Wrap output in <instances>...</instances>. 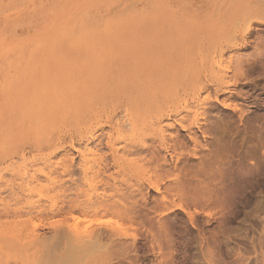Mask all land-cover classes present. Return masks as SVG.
Segmentation results:
<instances>
[{
	"label": "rangeland",
	"instance_id": "rangeland-1",
	"mask_svg": "<svg viewBox=\"0 0 264 264\" xmlns=\"http://www.w3.org/2000/svg\"><path fill=\"white\" fill-rule=\"evenodd\" d=\"M260 1L0 0V264H264ZM170 48L176 61L186 53L202 70L201 83L187 89L199 99L164 108L160 126L144 130L155 139L151 149L123 162L113 164L100 145L109 128L95 132L89 147L107 165L92 198L109 200L110 209L82 222L100 231L97 245L65 254L56 243L60 217L25 212L61 206L60 179L65 196L82 183L79 167L62 174L60 162L67 155L75 164L84 143L39 145L73 130L79 97L105 65L126 70L138 61L156 70ZM133 133L125 123L120 135ZM119 163L127 173L114 180ZM31 175L39 176L34 189L21 190Z\"/></svg>",
	"mask_w": 264,
	"mask_h": 264
},
{
	"label": "bare ground",
	"instance_id": "bare-ground-1",
	"mask_svg": "<svg viewBox=\"0 0 264 264\" xmlns=\"http://www.w3.org/2000/svg\"><path fill=\"white\" fill-rule=\"evenodd\" d=\"M259 6L264 8V1H260ZM237 12L239 13L241 11ZM245 12H247L245 16L251 13L249 11L248 14V11L244 10L243 14ZM235 16L237 18L239 17V15L237 16L233 13V17ZM170 49L171 51L168 54L167 60L157 67L156 70L152 71L144 70L142 68V62L138 61L130 65V61L128 60L130 66L126 70H124L126 65L122 66V68L116 66L115 63L105 65L99 70L92 82H90L89 87H86V90H89L87 97L83 98L82 90L79 91L81 93V95L79 94L80 103L78 107H75L77 109L74 111L73 130L68 131L67 129L66 132L68 131L69 133L60 135L48 143L39 145L40 148L54 150L58 142L64 141L67 138L71 141H82L84 143L82 146L78 144L80 158L75 164L67 155L60 162L62 174L71 175L74 173L75 167H79L83 173L82 183L72 188V194L65 196L64 192L66 188H64V180L60 179L59 190H63L61 206L55 210V208L51 209L44 204H39L30 207L25 212L27 215L34 214L35 216H40L50 210L52 214L60 217L57 230H55L57 235L56 243L60 245L65 254L68 251H75L81 254L97 245V240L101 237L100 231H91L87 225L81 226L82 222L87 221L90 215H95L101 211L106 212L110 209L107 203L109 200H95L92 198L99 185L106 181L104 173L106 172L107 165L105 163L107 156L101 153L98 148L89 147L90 141L95 138L97 140L98 138L95 132L103 130L105 126L109 128L110 132L107 134L106 142L104 144L99 143L108 148L113 164L118 162L119 159L123 162V156L126 154H134L151 149V145L147 141L154 144L155 139L154 137L144 135V130L148 128L152 130L155 126H160L159 124L163 119L161 111L164 108L174 109L180 106L186 107L189 99H199V90L194 92L192 89L193 92L189 90L188 92L187 89L196 80L201 83L202 70H198L195 67L196 61L194 60V63L189 60L187 55H185L186 53H182L181 59L176 61V56L179 53L174 54L176 51L172 52L173 48ZM182 65L184 67L188 66V68L185 67L186 69H182ZM111 67H115V72L109 71L113 70L110 69ZM218 76L219 74L213 73V77L216 80L219 79ZM222 82L224 83V81ZM172 84L181 86L178 89L174 87L176 90L170 93L169 91L173 90ZM203 86L206 87L205 83ZM121 112H123L122 116L119 114ZM125 123L134 132L127 140L120 135ZM120 141L123 144L118 148L116 147V143ZM71 144L73 146L74 143ZM118 166L120 170L113 177L114 180L120 174L127 173V168H125L123 163H119ZM43 174H45L47 180H52L51 170L48 172L44 171ZM38 180V175H31L30 181L23 182L19 185V188L30 192L35 187L32 183ZM76 211H80L83 215L81 219L75 216ZM69 218L72 219L71 223L68 222Z\"/></svg>",
	"mask_w": 264,
	"mask_h": 264
}]
</instances>
